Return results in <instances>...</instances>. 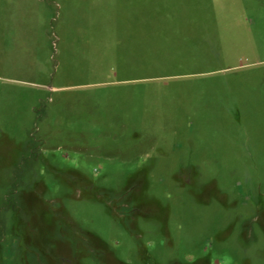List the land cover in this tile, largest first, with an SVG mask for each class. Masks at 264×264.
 <instances>
[{
  "label": "rangeland",
  "instance_id": "374dc122",
  "mask_svg": "<svg viewBox=\"0 0 264 264\" xmlns=\"http://www.w3.org/2000/svg\"><path fill=\"white\" fill-rule=\"evenodd\" d=\"M0 264H264V0H0Z\"/></svg>",
  "mask_w": 264,
  "mask_h": 264
}]
</instances>
